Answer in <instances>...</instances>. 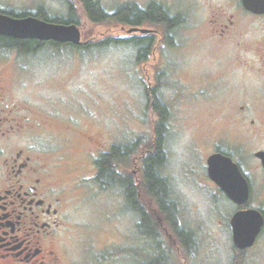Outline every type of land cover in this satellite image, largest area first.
<instances>
[{"label": "flooded vegetation", "instance_id": "af4514ba", "mask_svg": "<svg viewBox=\"0 0 264 264\" xmlns=\"http://www.w3.org/2000/svg\"><path fill=\"white\" fill-rule=\"evenodd\" d=\"M222 1L219 5L208 1L204 13L186 4L175 7L170 2L165 5L160 0H148L144 3L124 1L119 6L135 5L138 11H147L152 5H156L166 15V19H140L133 25L124 21L116 23L118 38L123 43L129 38L137 39L136 44L130 46L134 47V59L139 71L144 69L147 76L150 75L146 61L149 54L154 55V62L150 64L154 77L159 73L169 77V69L173 77L175 73H179L178 68L175 70L168 66L169 61L165 60L164 53L161 54V60L156 57V52L159 46L165 47L170 53L171 48L184 46L187 51L192 49L194 56L200 57L201 53L203 54L200 60L198 58L186 67L187 73L199 76L202 84L205 81L211 84L242 72L249 80L256 76L260 80L259 87L264 89V12L247 10L241 0ZM9 10L19 14L11 15ZM72 12L77 18L75 11ZM0 14L15 18L32 16L56 24H75L69 19V6L67 16H59L49 13L41 6L33 12L17 11L0 3ZM171 20H174V23H169ZM132 28L135 30L129 31ZM181 28L184 33L182 39L179 38ZM9 38L23 40L0 34V264L107 263L110 247H95L93 242L88 241L87 246L69 248L66 246V229L70 221L71 206L87 202L92 196L105 197L109 191H116L119 204L124 207L125 213L128 211L133 214L135 232L132 239L135 251L127 261L130 259L133 264H173L174 259L178 257L181 264H205L199 252V256L194 258V225L182 214L168 181L166 211L158 210L150 200L147 202V210L150 213L147 214L148 223L144 222L141 211V177L138 178L137 173L142 172L145 156L155 150L143 148L141 136L134 138L131 143H113L107 134L104 135L103 124L89 126L84 114L81 113L79 118H76L71 106L65 103V107H60L56 99V71L41 78L39 83H33L38 89V101L21 95L27 85L32 84L36 68L45 69L44 64H55L45 62L43 58L52 59L55 55H38L44 48L57 50L61 49L56 48L58 45H65L64 47L74 50L77 45L29 38L39 46L26 51L18 45L9 47ZM186 43L190 48H186ZM191 44L196 47H191ZM231 45L235 48L233 53L222 54ZM241 85L244 89L248 86L252 89L254 86L250 81ZM225 86L230 90L233 84L227 82ZM46 90H51L50 97ZM157 96L152 94L151 108L155 114V101L164 105V126L167 127L162 142L164 160L159 167L162 173L167 161L165 143L170 112L168 106ZM228 108L230 106L227 102ZM238 115L242 117L236 118ZM155 116L154 126L158 121L157 114ZM224 122L214 125L212 132L216 133L211 135L214 138L209 149L203 153L198 185L209 203L215 201V198H220L230 202L236 208L235 211L257 209L264 219V165L254 156L255 152L264 151V148L258 147L251 151L253 164L247 167V172L236 153V150L241 152L244 148H254L250 143H257L258 139L264 142V107L255 109L253 104L235 105L233 114ZM57 135L63 138L60 144L55 143ZM155 139L153 132L151 141ZM154 147L156 149V146ZM115 148L118 153L108 159L107 165L102 167L103 157L109 156ZM217 153L236 163L248 182V200L241 206L229 199L208 173V158ZM110 167H113L117 178L109 176L106 170ZM255 172L261 173V178H254L252 174ZM254 190L260 194L257 192L253 196ZM253 200L256 204L251 203ZM213 213L218 211L213 209ZM143 223L144 231L141 229ZM227 224L231 230L230 219ZM263 230L264 224L253 245L248 248L238 249L233 244L234 254L240 262L245 251L256 245ZM205 232L212 234L211 229H206ZM141 237L148 240L149 246L142 247L139 243L137 245L140 247H135V242Z\"/></svg>", "mask_w": 264, "mask_h": 264}, {"label": "rangeland", "instance_id": "374dc122", "mask_svg": "<svg viewBox=\"0 0 264 264\" xmlns=\"http://www.w3.org/2000/svg\"><path fill=\"white\" fill-rule=\"evenodd\" d=\"M97 1L108 13L112 14L124 1L144 3L148 0ZM160 1L165 5L170 2L175 7H182L186 4L194 10L198 9L197 11L201 13H204V7L208 1L213 5L223 2L222 0ZM0 3L4 7L17 11L33 12L41 6L49 13L59 16H67V8L71 5L79 19L78 26L82 43L99 40L107 32L112 36L119 35L114 21L89 22L81 13L79 0H0ZM182 33L181 28L180 39L184 36ZM183 47H173L170 53L165 47L159 46L156 52V57L161 60V54H165L169 67L175 70L178 68L179 73H175L174 77L170 69L168 70L169 77L162 73L154 77L150 66L154 62L152 54H149L146 60L150 75H145L144 69L139 71L134 59V47L130 45L91 50H73L70 47L51 50L46 47L38 55H55L56 57L52 59L43 57L45 62H55V64L43 63L45 69L38 66L32 84H28L22 91L26 92H21V95L38 101V89L33 83L35 81L39 83L41 78L56 71L58 84L56 99L59 106L65 107V103L71 106L76 118H79L81 113L84 114L89 126H102L103 124L104 135L107 134L113 143H131L139 136L142 142L152 139L153 118L156 116L152 111L151 101L153 100L152 94L158 95L157 97L168 106L170 112L165 143L167 161L162 168V175L169 182L170 190H174L173 195L182 209V214L186 219L188 217L187 220L194 225L193 229L196 232L194 258L199 256V252L205 264H264V230L256 245L245 251L240 262L234 254L232 230L228 224L226 225L236 208L230 202L220 198H215L213 204L209 203L203 194L204 191L198 185L203 153L210 147V142L214 138L211 135L216 133L212 132L214 125L225 123L224 120L233 114L235 105L253 104V108L262 109L264 89L259 87L260 80L256 76L249 80L242 72L228 78L224 77L211 84L207 81L202 84L199 76L187 73L186 67L198 58L200 60L203 54L201 53L200 57L199 55L194 56L192 49L187 51ZM191 47L196 46L191 44ZM186 48H190L188 43H186ZM234 50L235 48L231 45L222 54H231ZM249 81L253 82V88L250 89L248 86V89H244L241 84L245 85ZM227 82L233 84L230 90L225 86ZM50 91L46 90L49 97L52 95ZM43 102L45 103L44 99ZM227 102L230 106L228 109ZM241 117L236 116V118ZM254 118L263 117L254 116ZM55 138L56 144L62 143L61 135ZM205 138H207L206 141ZM260 141L263 140L258 139L257 143H250L254 147L252 149L245 150L244 148L241 152L236 150L246 172L247 167L253 164L251 151L258 147L264 148V142ZM260 174L255 172L252 176L259 179L262 176ZM137 177H141L140 172L137 173ZM257 192L259 191L254 190L253 196ZM93 194L95 195V192ZM118 200L117 192L109 191L105 197L92 196L87 202L71 206L70 221L66 229V246L69 248L83 247L87 246L90 241L95 247L111 248L105 264H133L130 259L127 261V258L131 257V253L135 251L132 239L133 232H135L133 214L128 211L125 213L124 207L119 204ZM142 203L147 209V202ZM251 203L256 204L255 200ZM152 205L154 206V203ZM262 207L264 210V202ZM213 209L218 213H213ZM144 225L143 223L141 227L143 231ZM206 229H211L212 234L206 233ZM139 243L142 247L149 246L145 237L135 242V247H140L137 245ZM176 258L173 264H181L178 257Z\"/></svg>", "mask_w": 264, "mask_h": 264}, {"label": "water", "instance_id": "95a60500", "mask_svg": "<svg viewBox=\"0 0 264 264\" xmlns=\"http://www.w3.org/2000/svg\"><path fill=\"white\" fill-rule=\"evenodd\" d=\"M243 6L256 13L264 12V0H241ZM131 29L129 31H133ZM0 34L13 38L53 40L62 43L80 45L81 31L76 24H56L39 20L32 16L15 18L0 14ZM264 165V151L255 152ZM208 173L221 187L227 197L241 206L249 196V186L246 178L229 157L213 154L208 158ZM264 224L262 213L257 209H239L230 218L232 241L238 249L253 245Z\"/></svg>", "mask_w": 264, "mask_h": 264}, {"label": "trees", "instance_id": "16d2710c", "mask_svg": "<svg viewBox=\"0 0 264 264\" xmlns=\"http://www.w3.org/2000/svg\"><path fill=\"white\" fill-rule=\"evenodd\" d=\"M80 9L82 15L86 17L89 22L92 23H107L109 21H114L116 23L119 22H128L130 25L135 24L140 19H155V20H165L166 15L161 11L160 7L156 5H152L147 11H138L135 5H125L118 6L112 14L108 13L101 3L97 0H79ZM69 16L71 22L79 25L78 17H74V13L72 12ZM19 14L13 10H9V14ZM65 22L64 20H61ZM69 21V20H67ZM169 23H174V20L169 21ZM126 43H123L118 36H112L108 32L105 33L103 38L94 41H87L77 45L76 48L78 50H91L95 48H108L112 46H123L125 45H134L136 44V38H129V40H125ZM12 45H18L22 50H32L33 48L39 46L36 43H33L29 38L23 39L21 41L9 38V47ZM65 45H58L56 48H65ZM155 114H157L158 121L156 126H154V133L156 135L155 141H151V139L141 142L143 148H148V150H155V152H150L145 156L143 161V169L141 172V193H142V202H149L150 200L158 207V210L166 211V200H167V191L166 185L168 184L167 179L162 175L161 171H159V167L164 160V153L162 151V142H163V133L166 127L164 126V121L166 120L165 108L164 105L159 101H155ZM154 142V143H153ZM155 144V145H153ZM156 146V149L155 147ZM118 153V149L115 148L109 156H104L101 162V166H106L108 163V159H110L113 155ZM108 174L111 178H117V174L115 173L113 167L109 168ZM126 180L129 179L126 177ZM132 189V187L130 188ZM143 204L142 216H144V222L148 223L147 214H150L148 210L145 208V204Z\"/></svg>", "mask_w": 264, "mask_h": 264}]
</instances>
